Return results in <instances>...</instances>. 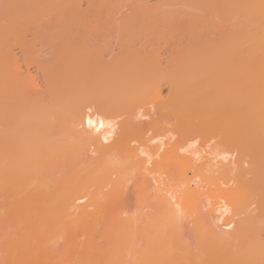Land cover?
Returning <instances> with one entry per match:
<instances>
[{
	"label": "bare ground",
	"instance_id": "bare-ground-1",
	"mask_svg": "<svg viewBox=\"0 0 264 264\" xmlns=\"http://www.w3.org/2000/svg\"><path fill=\"white\" fill-rule=\"evenodd\" d=\"M83 1L0 0V193L11 208L25 210L22 224H14L18 231L23 225L27 264H45L48 254H58L53 241L66 229L65 239L71 237L70 229L81 224L82 248L71 244L53 264H264V0H86L87 9ZM32 28L45 53L26 40ZM13 45L36 64L43 85L32 73L17 71ZM148 103L158 113L149 111L155 114L150 123L160 132L166 119L173 120L179 139L211 138L220 154L235 153V160L206 173L214 160L198 167L195 158L179 154L183 139L155 149L157 161L139 160L130 143L144 129L133 118ZM160 113L166 116L158 119ZM118 117L115 129L109 121ZM152 161L160 173L153 168L152 178L147 172L154 190L146 195L161 192L148 199L153 212L107 214L110 224L104 220L102 228L101 220L94 224L98 213H92L94 223L86 222L90 208L101 212L117 198L124 180L148 178ZM61 162H69L67 169ZM54 167L59 175L47 173ZM196 178L201 192L191 187ZM142 190L139 200L145 202ZM205 195L215 202L203 217L198 201ZM2 211L0 216L8 214ZM187 216L194 225L192 244L183 233ZM98 232L108 242L103 251L92 245Z\"/></svg>",
	"mask_w": 264,
	"mask_h": 264
},
{
	"label": "rangeland",
	"instance_id": "rangeland-1",
	"mask_svg": "<svg viewBox=\"0 0 264 264\" xmlns=\"http://www.w3.org/2000/svg\"><path fill=\"white\" fill-rule=\"evenodd\" d=\"M152 1V3L154 2V3H157L158 2V0H151ZM4 3V2H3ZM82 7H83V9H87L88 8V4H87V1L86 0H84L83 1V3H82ZM125 8V10H127L126 9V6L124 7ZM124 8H123V10H124ZM124 10V11H125ZM32 30V31H31ZM30 31L31 32H29L28 33V35L26 36V37H28V38H26V40L28 39L30 42H33V43H36V39H34L35 38V36H34V28H32ZM33 33V34H32ZM35 40V42H34V40ZM27 40V41H28ZM37 43H38V41H37ZM36 43V44H37ZM36 44H34L35 46H38V47H40V49H42L43 47L41 46V44L40 43H38V45H36ZM39 44H40V46H39ZM115 44V43H114ZM117 45V44H116ZM115 45V47H116V49L118 48L117 46ZM14 46V45H13ZM114 46V45H113ZM16 46H14V47H11L12 48V53H14V55H16V57L18 58L17 59V61L19 60L20 62L19 63H21V65H19L18 67L19 68H17L16 67V69H17V71L20 69L22 72H21V74L23 75V72H24V75H25V73L29 76L30 74L29 73H32V75H30V76H35L34 78H36V81L38 80V81H42V79H41V76H39L40 75V73H39V71H38V68H37V66H36V64L34 63V64H32V63H29L28 64V61H27V59H25V56H26V53H25V51H22V48H20V47H18L17 46V48H15ZM38 47H36V48H38ZM115 47L113 48V53H115V51L117 52V50L115 49ZM35 48V47H34ZM35 48V50H37ZM46 47H44L43 49H42V52L44 51V49H45ZM39 49V48H38ZM40 49L38 50V51H40ZM48 50V52L45 54V56H49V54L51 53V49H50V51H49V49H47ZM21 52H22V55H21ZM46 51H44V53H45ZM15 57V58H16ZM24 57V58H23ZM27 61V62H26ZM23 62V63H22ZM27 64H26V63ZM18 72H20V71H18ZM20 74V75H21ZM26 75V76H27ZM33 78V79H34ZM37 81V82H38ZM41 83V85H43V81L42 82H40ZM168 89L167 88H164V92H163V94L164 95H166L167 93H168V91H167ZM147 105H148V108L150 107L149 105H151V109L149 108H146L147 107ZM145 108H142V110H141V108L137 111V115H136V117H134L133 119H134V121H133V124H136V127L139 129L140 127L142 128V129H144V130H141V131H143V133H141V136H138L139 137V139L137 138V140H135V141H133L132 143H130V145H131V147L133 146V148L134 147H136V149L138 150V151H136L137 152V155H138V157H140V158H138L139 160L141 159L142 160V158L143 159H149V158H151V160L153 159V158H155V161H157L159 158H158V156H157V158L155 157V156H151V155H153V151L155 152V149H158L159 148V146H161L162 144H165V147H163V149H168V148H170V147H172L171 145H174L175 144V142L177 143L178 141V139H179V137H178V135L177 134H174V132H172L171 130H172V127L174 128L175 126H173V124H174V122H173V120H171V122L173 123L172 125H171V123H170V120L169 119H166L167 121H169V124H168V122H166V120L164 121V123L163 124H161V125H164L163 126V129L161 128V127H159V128H161L162 129V131L160 132L159 131V129L157 130V127L155 128L154 126H152V124L150 123L151 121H153L152 120V117H155V114H157L158 115V113L156 112V111H154V108H153V106H152V104H150V103H148V104H146V106H144ZM144 109V110H143ZM148 109V111H146ZM153 109V111L155 112V114H153V111H151L150 112V114H149V111L150 110H152ZM143 113H142V112ZM89 113H90V110L88 111ZM94 112V111H93ZM140 112V113H139ZM147 112H148V114L149 115H147ZM92 113V112H91ZM144 114V115H143ZM146 114V115H145ZM152 114L154 115V116H152ZM156 115V116H157ZM161 115H164V114H162V113H160L159 114V116H157V118L159 119V117L161 116ZM125 116H127V115H122V119L125 117ZM140 116V117H139ZM164 116H166V115H164ZM128 117V116H127ZM171 117V115L170 116H167V117H165V118H170ZM121 118L120 117H118V119L116 118V119H113V120H115V121H113V120H111V121H109V122H111V126L113 125L114 126V128L115 129H118V125L116 124L118 121V124L120 123V122H122V120H121ZM162 118H163V116H162ZM172 118H173V116H172ZM125 120H126V117L124 118ZM137 119V120H136ZM156 119V118H155ZM154 119V120H155ZM174 119V118H173ZM136 120V121H135ZM161 120V119H160ZM162 120H164V118L162 119ZM155 121H157V120H155ZM114 122V123H113ZM136 122V123H135ZM158 122V121H157ZM160 122H163V121H160ZM132 123V122H131ZM153 123V122H152ZM150 124H151V126H150ZM160 124V123H159ZM132 125V124H131ZM154 125V124H153ZM155 125H156V123H155ZM112 126V127H113ZM139 126V127H138ZM156 126H158V125H156ZM132 127V126H131ZM135 127V128H136ZM136 128V129H137ZM140 128V129H141ZM137 129V130H138ZM176 129V128H175ZM139 132V134H140V130H138ZM175 131V130H174ZM115 132H117V130H115ZM138 133H137V135H138ZM136 134V133H135ZM134 134V135H135ZM134 135H132V136H130L131 138L132 137H134ZM137 135H135V138H136V136ZM180 135V134H179ZM114 136V135H113ZM115 137V136H114ZM114 137L112 138V140L110 141V142H113V139H114ZM180 137H182L181 135H180ZM201 136H199V139H198V137L196 136V138H192V140H188V139H186V138H184L183 139V137L182 138H180V139H183L182 140V142L184 143V145L186 144V146H184L183 148H182V146H181V148L180 147H178L177 146V144L180 142V139H179V142L175 145V146H177V148H180L181 150H180V152H179V154H181V155H185L186 157H192V158H195V164L197 163V165H198V167L200 166V167H202L203 168V166H204V168L208 165V161H211L212 163L211 164H213V165H215L216 164V166H214L213 167V165H212V168H211V166H210V168H209V165H208V168H206V169H208V170H206L207 172L206 173H212V172H214V170H218V168H221L222 166H224V164L225 163H227V164H229V162H233L234 160H235V156H237L235 153H233V154H235L234 156H233V154H228V156H227V154L226 155H224V154H222L223 152H222V150H221V154H220V151L218 150V149H215V141L213 142V139L212 140H208V139H211V138H208L207 137V141H209V143L205 140V139H201L200 138ZM134 138V139H135ZM185 139L187 140V141H185ZM131 140V139H130ZM133 140V139H132ZM185 141V142H184ZM203 141V142H202ZM204 141H206L207 143H204ZM110 142H108V144H110ZM67 143V142H66ZM166 143H168V145L166 144ZM181 143V142H180ZM179 143V144H180ZM213 143V144H212ZM178 144V145H179ZM105 145H106V143H105ZM210 145V146H209ZM1 146V145H0ZM164 146V145H163ZM175 146H173V148H175ZM2 147V146H1ZM52 149V148H51ZM87 149L88 148H85V150H84V152H86L87 151ZM53 150V149H52ZM55 150V149H54ZM53 150V151H54ZM92 150H93V148H92ZM91 150V151H92ZM170 150V149H169ZM179 150V149H178ZM177 150V151H178ZM215 150H216V152H215ZM184 151H186V152H184ZM51 152V151H50ZM57 151L55 150V153H54V155H57V156H59V152L58 153H56ZM161 152H163V150L161 151ZM192 152V153H191ZM219 152V153H218ZM52 153V152H51ZM61 153H63V152H61ZM90 153V154H89ZM152 153V154H151ZM194 153V154H193ZM66 154V153H65ZM65 154H63V156L65 155ZM160 154L161 153H159V156H160ZM218 154H220V155H218ZM53 155V154H52ZM61 155V154H60ZM86 155H88L87 157L89 158L90 156H91V158L93 157L92 155H93V152H88V153H86ZM90 155V156H89ZM150 155V156H149ZM189 155V156H188ZM63 156H62V158H63ZM194 156V157H193ZM196 156V157H195ZM61 157V156H60ZM96 157V156H95ZM200 157V158H199ZM226 157V158H225ZM235 157V158H234ZM161 158V157H160ZM209 158H210V160H209ZM214 158V159H213ZM218 158V159H217ZM66 158L64 157V160L63 159H60L59 158V160H63V161H65L66 162V160H65ZM90 159V158H89ZM137 159V160H138ZM198 159H199V161L201 162L202 160V162L200 163L199 161H198ZM202 159V160H201ZM208 159V160H207ZM215 159H216V162H215ZM58 160V161H59ZM196 160L198 161V162H196ZM204 160H207V161H204ZM221 160V161H220ZM80 161H82L83 163L85 162L84 161V159H81V160H79V162ZM144 161V160H143ZM155 161H152V162H150L146 167H148V166H151V167H149V168H147L146 170L147 171H145L146 173L148 172V173H150L151 174V172L153 171V170H155V168L154 167H152V165L153 164H151V163H154ZM229 161V162H228ZM79 162H77L78 164H79ZM81 162V163H82ZM206 162V164L207 165H205L204 163ZM215 162V163H214ZM219 162V163H218ZM222 162H224L223 164H222ZM69 163V162H68ZM67 163V164H68ZM80 163V164H81ZM141 163L143 164V162L141 161ZM210 163V162H209ZM221 163V164H220ZM53 164H56V163H53ZM61 164H64L65 165V167H66V163H64V162H61ZM75 164H76V162H75ZM77 164V165H78ZM156 164V163H155ZM154 164V165H155ZM222 165V166H220V165ZM64 165H61V166H64ZM83 166H84V164H82ZM153 165V166H154ZM226 165V164H225ZM70 166V165H69ZM156 166V165H155ZM217 166H220V167H218L217 168ZM18 167V168H17ZM51 167H53V166H51ZM64 167V168H65ZM68 167V166H67ZM67 167L65 168V169H67ZM144 167V166H143ZM17 168V169H16ZM21 168V166H16L15 168H14V170L16 169V171H18L19 169ZM56 168V169H55ZM61 167H59V169H60ZM154 168V169H153ZM213 168H215L214 170H213ZM53 169H55L56 171L58 170V168L57 167H54ZM63 169V168H62ZM61 169V170H62ZM139 169V168H138ZM142 169H145V168H142ZM141 169V171H143ZM151 169V170H150ZM153 169V170H152ZM156 169H158V167H156ZM209 169L211 170L212 169V172H210L209 171ZM55 170H52L53 172H47V173H52V174H57L58 173V171L57 172H55ZM158 170H160V169H158ZM150 171V172H149ZM156 173V172H158V173H160V171H157V170H155V171H153L152 173ZM161 172H162V170H161ZM204 172H205V169H204ZM135 173V172H134ZM138 173H140V172H138ZM145 173V174H146ZM147 173V174H148ZM158 173H156V175L158 174ZM131 174H133V173H130V175ZM137 174V173H136ZM150 174H148L149 176H150ZM58 175H59V173H58ZM57 175V176H58ZM134 175V174H133ZM133 175H131V176H133ZM140 175V174H139ZM139 175H134L132 178H134L133 180H129V178H131V177H129L128 179H126V180H124V184L123 185H125V187L123 188L122 187V189L121 188H117V189H120L119 191L121 192V193H119V194H121V195H119L118 194V192L119 191H116L115 192V190H113L112 189V191L113 192H115V193H117L116 194V197L117 198H115V200H110L111 202L110 203H106L107 205L105 206V208H104V210H102L101 212H95V207H93V208H90V210L92 211H90L89 210V212H90V215L88 216V217H90V218H87L88 219V221H86V222H89L90 224H92V222H93V218L95 217L93 214L94 213H98L97 214V219L98 218H100V219H96V220H94V221H96V223H94V224H97V226L99 225V223H101V222H99V220H101L102 221V223H101V225H99V227H103L104 226V222L105 221H107V222H105V223H109L108 222V215L107 214H113V213H116V214H114V215H119L120 217H124V218H130L129 216H131V215H134V216H136V215H139L138 213H140V215L142 214L143 216L144 215H146L145 213H148V212H150L152 209H153V206L152 207H150V201L152 200L151 198H149L148 197V195H146V194H148V193H150V191H149V189L150 190H152L153 188L152 187H149V186H151L152 184L151 183H153L152 182V180H150L151 179V176L153 175V174H151V176L149 177L148 176V178H145L144 176L142 177L141 176V178L139 177ZM143 175H144V172H143ZM162 175H165V176H167L166 174H162ZM161 175V176H162ZM47 176H48V174H47ZM49 176H52V175H50L49 174ZM155 176V175H154ZM154 176H152V178L154 177ZM160 176V175H159ZM165 176L163 177L164 179H165ZM193 176V173L192 172H190L189 173V177L191 178ZM113 176H111V178H112ZM115 178H116V176H114ZM113 177V179H115ZM147 177V176H146ZM157 177H158V175H157ZM156 177V178H157ZM49 178V177H48ZM135 178H137L136 180H135ZM193 178H195V177H193ZM199 178V177H198ZM145 179V180H144ZM148 179V180H147ZM162 179V178H161ZM160 179V180H161ZM201 179V178H200ZM127 180H128V182H127ZM144 180V182H142ZM123 181V180H122ZM148 181V183L149 184H146L145 182H147ZM151 181V182H150ZM192 181H193V179H192ZM191 181V187L192 188H199V186H202V184H198L197 185V187H196V184L200 181V180H198L197 178L195 179V181L196 182H192ZM202 181V180H201ZM201 181H200V183H201ZM141 183H143V187H142V185H141ZM195 185H194V184ZM203 183V185L204 184H206V183H204V182H202ZM140 184V185H139ZM144 184H145V186H144ZM151 184V185H150ZM120 185V184H119ZM149 185V186H148ZM109 186V185H108ZM111 186V185H110ZM110 186H109V188H110ZM146 186H148L149 188H147ZM205 186V185H204ZM111 187H113V186H111ZM139 187H140V190H139ZM146 188L145 190L146 191H148L147 193H145L142 189L143 188ZM206 187L207 186H205L204 187V189H206ZM108 187H106V189H107ZM152 188V189H151ZM202 189H200L199 188V190H200V192H201V190H203V187H201ZM105 189V191H109V190H106ZM116 189V188H115ZM139 190V191H138ZM141 190L143 191V193H142V195L144 194V197H145V195L147 196L146 198H147V201H146V198H145V200H144V198H143V196H142V200H144L145 202H143V201H141L140 202V200H139V196L141 195ZM154 190V189H153ZM205 191V190H204ZM109 192H111V188H110V191ZM155 192V191H154ZM157 192V191H156ZM159 192V191H158ZM157 192V193H158ZM205 192H207V191H205ZM108 193V192H107ZM114 193V194H115ZM153 193V192H152ZM155 193L154 195H152V196H154L155 198H156V195H158L157 196V199H159L160 198V193ZM109 194V193H108ZM107 194V195H108ZM201 195H203V194H201ZM112 196H113V194H112ZM151 196V197H152ZM206 196L207 195H205L204 197L205 198H203V196H200L201 197V199L199 200V201H201V202H199L198 201V203L201 205H199V204H197V207H198V205H199V210H200V212L202 211V213L203 214H201V213H199V215L200 216H203V217H206V212L208 211V209L211 207V204L210 203H212V206L214 205V202H215V200H213L212 198H209L208 199V197L206 198ZM111 196H109V198H110ZM114 197H115V195L112 197L113 199H114ZM153 198V197H152ZM148 199H151V200H149L148 201ZM154 199V198H153ZM205 199V200H204ZM210 201V199H212L210 202H208V200ZM215 199V198H214ZM139 200V201H138ZM156 200V199H155ZM86 202H87V200H85ZM85 201H77L76 202V204H77V206H81L82 205V203H85ZM101 201V200H100ZM103 201H105V200H103L102 199V203H104ZM205 201V202H204ZM7 200L6 199H4V196L0 193V203H4V204H2V206L0 205V213H1V211L2 210H4V212L2 211V214L3 213H8V214H3V215H6V216H0V264H27V258H28V254H29V249H26V242L27 241H25V240H23V239H25L24 238V232L22 231L23 229H21L22 227L21 226H23V225H21V226H19L20 227V230L18 231V229L16 228V225H17V222H18V225L21 223L22 224V222H23V214H25V210L24 211H22V209L20 210V208H17L16 206H15V209L13 208H11V202H7ZM106 202V201H105ZM107 202H109V201H107ZM148 202V203H147ZM158 202V201H157ZM80 203V204H79ZM139 203H141V205H139ZM152 203H155V202H153L152 201ZM151 203V204H152ZM207 203V204H206ZM209 203V204H208ZM105 204V203H104ZM143 204H147V205H145L146 207L147 206H149V207H147V208H145L144 206H143ZM206 204V205H205ZM97 205H99L98 203H97ZM153 205V204H152ZM203 205V206H202ZM209 205V206H208ZM94 206V205H93ZM101 206H104V205H101ZM154 206H155V204H154ZM208 206V207H207ZM8 207H10V208H8ZM92 207V206H91ZM98 207V206H97ZM142 207H144L143 209H142ZM200 207H201V209H200ZM203 207V208H202ZM7 208H8V210H7ZM101 208V207H100ZM149 208H151L150 209V211H149ZM212 208V207H211ZM211 208H210V210H209V212H208V214H211ZM13 210V211H12ZM99 211L101 210V209H98ZM10 211V212H9ZM12 212V213H11ZM151 212H153V211H151ZM93 213V214H92ZM118 213V214H117ZM135 213H136V215H135ZM92 214V215H91ZM102 214V215H101ZM13 215V216H12ZM184 215V214H183ZM112 215H110V217H111ZM133 216V217H134ZM185 216V215H184ZM210 216H212V215H210ZM14 217H15V220H14ZM117 217V216H116ZM183 217V216H182ZM203 217H200V218H203ZM11 218V219H10ZM105 218H108V219H105ZM112 218H113V216H112ZM185 218V217H184ZM186 218H189L190 220H186ZM185 218V222H187V223H185V222H182V223H184V224H182V226H183V228L184 227H186L187 228V226H188V228H187V230H185L184 229V234H185V236H186V239H189L190 241V243L192 244L193 243V240H192V235H191V231H192V229H191V231H190V228L192 227V226H194V225H192V224H190L192 221V216L191 217H189V216H187ZM211 218V217H210ZM10 219V220H9ZM111 219V218H110ZM193 219H195L194 218V216H193ZM209 218L207 217V220H208ZM213 220H214V217L212 218ZM5 220V222H3ZM17 220V221H16ZM19 220V221H18ZM90 220V221H89ZM105 220V221H104ZM111 220H113V219H111ZM201 220H203V219H201ZM211 220V219H210ZM9 221V222H8ZM12 221V222H11ZM22 221V222H21ZM104 221V222H103ZM184 221V220H183ZM190 221V223H188ZM196 221V220H195ZM195 221H193V223L195 222ZM3 222V223H2ZM14 222H16L15 224H14ZM78 222V221H77ZM86 222H84L85 223V227H87V226H89L90 224L89 223H86ZM206 222V221H205ZM207 222H210V221H207ZM219 222H221L220 224H223V223H225V220H221V221H219ZM223 222V223H222ZM13 223V224H12ZM8 224V225H7ZM11 224V225H10ZM80 224H81V222H80ZM87 224V225H86ZM89 224V225H88ZM110 224V223H109ZM185 224H187L186 226H185ZM9 225H10V227H9ZM13 225V226H12ZM75 225V224H74ZM73 225V226H74ZM78 225V224H77ZM106 225V224H105ZM76 226V225H75ZM74 226V227H75ZM189 226H191V227H189ZM8 227H9V229H8ZM11 227H13V229L16 231L14 234L16 235V237L13 239V237L14 236H12V234H13V232H12V234H11V231L13 230ZM16 229H15V228ZM18 227V228H19ZM72 227V226H71ZM77 227H78V229H77ZM76 227V230L74 229L73 230V228H72V230L70 229V227H69V229H70V231H74V232H70L69 230V232H70V234H67V235H71L72 233H73V235L71 236V237H68V238H66L65 239V234L67 233V229L65 230V234L63 235V234H61L60 232H58L59 234H61V238L60 239H55V238H58V236L56 235V237H53L55 240L53 241L54 242V245H52L51 243H50V245H52L54 248L53 249H56V251L58 250V254L60 255V253L62 254V255H60V256H67L69 253H70V250H66L67 249V247H69V249H72L73 248V246L76 248V250H78L79 248L81 249L82 248V246L84 245V243H85V233H83L82 232V230L80 231L79 230V227H80V225L79 226H77ZM83 226H82V224H81V227H80V229L82 228ZM84 228V227H83ZM193 228V227H192ZM12 229V230H11ZM5 230L7 231L8 230V232L7 233H4L5 232ZM9 230H10V232H9ZM84 230V229H83ZM229 230V229H228ZM4 234H3V233ZM23 232V233H22ZM81 232H82V234L84 235H81ZM17 233V234H16ZM22 233V234H21ZM57 233V232H56ZM101 233H102V231H101ZM9 234V235H8ZM6 235H7V237H6ZM18 235V236H17ZM51 234H49V236H50ZM9 236V237H8ZM10 236H12V238H10ZM54 236V235H53ZM83 236V237H82ZM100 232H98L97 233V235H96V238H99V240L97 241V240H95V241H97L96 243H94V244H92L93 245V247H94V249L96 248V249H101L102 248V250L101 251H103V250H105L106 248H105V246L107 245V247H109L108 246V242H106V240H105V242H103L102 240H101V238H100ZM184 236V237H185ZM59 237H60V235H59ZM50 238V237H49ZM48 238V236H47V239H49ZM53 238H50V240H52ZM16 239V240H15ZM84 239V240H83ZM102 239H104V238H102ZM22 241V242H21ZM108 241V240H107ZM70 242V243H69ZM10 243V244H9ZM12 243V244H11ZM66 243H68L69 244V246H66V247H64V245L66 244ZM73 246H72V245ZM110 244V243H109ZM56 245V246H55ZM63 245V246H62ZM71 245V246H70ZM105 245V246H104ZM23 246V247H22ZM33 246V245H32ZM71 247V248H70ZM105 249H104V248ZM24 248H25V250H24ZM61 248H62V250H61ZM73 250H75V249H73ZM55 251V252H56ZM59 251H60V253H59ZM94 251V250H93ZM25 252V253H24ZM35 253V251L33 250L32 251V254H34ZM38 252V251H37ZM55 252H54V254H55ZM57 253V252H56ZM58 254H55V255H52V254H48L44 259H43V261L44 262H46L45 264H51L53 261H55L56 262V259H57V257H60ZM26 257L27 256V258H23L24 256ZM37 257H38V255H40V254H35ZM34 255V256H35ZM58 255V256H57ZM33 256V257H34ZM37 257H35L36 259H37ZM50 258V259H47V258ZM96 258H99V257H96ZM47 259V261H45ZM58 260H60V259H57V262H58ZM97 260V259H96ZM99 260V259H98ZM61 261V260H60ZM59 261V262H60ZM24 262V263H23ZM48 262V263H47ZM56 262V263H57ZM99 261H97V263H98ZM101 264H102V261L100 262ZM99 263V264H100ZM53 264V263H52ZM58 264H60V263H58Z\"/></svg>",
	"mask_w": 264,
	"mask_h": 264
}]
</instances>
